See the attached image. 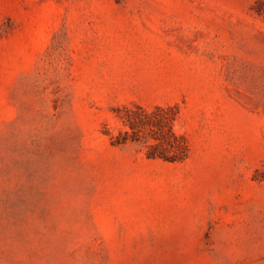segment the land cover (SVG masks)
<instances>
[{
  "label": "rangeland",
  "instance_id": "374dc122",
  "mask_svg": "<svg viewBox=\"0 0 264 264\" xmlns=\"http://www.w3.org/2000/svg\"><path fill=\"white\" fill-rule=\"evenodd\" d=\"M0 264H264V0H0Z\"/></svg>",
  "mask_w": 264,
  "mask_h": 264
},
{
  "label": "trees",
  "instance_id": "16d2710c",
  "mask_svg": "<svg viewBox=\"0 0 264 264\" xmlns=\"http://www.w3.org/2000/svg\"><path fill=\"white\" fill-rule=\"evenodd\" d=\"M158 111H164L158 108ZM175 120L173 117L172 122ZM169 117L156 118L154 113L139 108L137 112L128 109L124 124L131 131H122L112 139L115 146L126 145L129 142L148 143L149 138L156 140L155 144H149L147 157L149 159H161L170 163L184 162L189 156V145L183 135L177 134L172 128ZM150 136V137H149Z\"/></svg>",
  "mask_w": 264,
  "mask_h": 264
}]
</instances>
